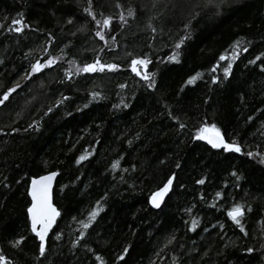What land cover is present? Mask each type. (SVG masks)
<instances>
[{"label":"trees","instance_id":"trees-1","mask_svg":"<svg viewBox=\"0 0 264 264\" xmlns=\"http://www.w3.org/2000/svg\"><path fill=\"white\" fill-rule=\"evenodd\" d=\"M120 2L140 11L127 26L118 27L114 20L111 34L117 44L109 51L95 38L94 23H88L87 35H68L74 25L61 32L68 14L74 13L78 24L85 22L76 0H0V23L5 27L22 13L27 24L41 30H26L19 42L15 34L0 30V59L4 60L0 95L16 82L22 85L0 108V129H21L0 136V147L5 148L0 152V179L7 176L12 184L11 191L0 188V248L14 264H99L95 255L106 264H117L116 257L128 244L132 248L127 264H264V253L249 255L245 251L264 242V165L191 139L202 121H207L217 124L226 138L235 139L245 151L264 153V72L259 61L248 64L264 53V0H239L222 16H204L181 49L174 44L183 35L185 13L173 11L168 6L171 0H160L156 8L152 7L154 0ZM115 4L116 0H95L96 10L102 9L105 15L118 11ZM150 23L157 32L151 31ZM48 32L61 47L71 41L63 53L55 45L50 49L65 59L54 70L26 82L23 75L29 62L25 53L39 49ZM236 41L249 51L241 52L232 75L224 79L223 67L228 61L218 58L230 56ZM127 52L147 54L153 61L149 71L156 73L155 91L130 71L132 57ZM174 52L180 53L179 63L168 60ZM97 56L104 63H117L120 71L67 81L66 73L73 67L69 61L82 65ZM31 59L47 57L38 52ZM217 64L220 68L211 72ZM197 73L202 77L187 85ZM213 76L220 77L221 83H211ZM120 84L128 87L121 89ZM92 91L100 92L101 98L92 100ZM60 93L72 99L43 116ZM85 103L87 108H83ZM165 104L188 124L183 134L178 135L174 122L162 115ZM14 119L19 122L13 123ZM36 120L42 121L39 131H23ZM81 155H89V159L77 164ZM117 161L120 167L113 169ZM125 168L129 171H123ZM51 171L60 172L54 202L61 216L49 237L47 259L38 260V241L26 217L30 202L26 190L31 177ZM232 172L242 179L237 180ZM173 173L177 176L173 190L160 209L153 208L150 196ZM199 179L205 183L197 184ZM98 201L104 210L84 230L81 246L73 248L82 230L80 222L88 221ZM236 203L253 208L244 219L247 237L227 216ZM193 220L198 222L195 232L191 231ZM21 236L27 237L24 244L13 248L10 241ZM172 236L175 240L168 244Z\"/></svg>","mask_w":264,"mask_h":264},{"label":"snow or ice","instance_id":"snow-or-ice-1","mask_svg":"<svg viewBox=\"0 0 264 264\" xmlns=\"http://www.w3.org/2000/svg\"><path fill=\"white\" fill-rule=\"evenodd\" d=\"M160 0H154L152 3V7L156 8L159 4ZM239 0H171L170 6L173 11L183 12L185 13V19L183 21V28L181 29L183 35L179 39L178 42L174 44L176 49H181L184 47L185 42L191 39V33L195 30V25L202 19L204 16H222L226 8H231L233 3H237ZM76 3L81 6V17L85 21L82 24H78L76 20L75 14H68L66 16L64 26L61 28V32L63 33L64 28L74 25L75 30H69L68 35L71 37H76L78 35H87L90 31L87 25L88 23H94L95 25V38H98L99 41H103L104 45L108 48L109 51L114 50V45L117 44L116 36L112 35L113 31V22L114 20L118 22V27L127 26L129 23V19H136L139 11L135 6H129L125 8L124 4L120 2V0H116L115 8L118 10L114 15H105L104 11L96 10L95 0H76ZM52 15H55V11L52 12ZM87 18H90L87 19ZM7 19V18H6ZM153 33L157 32V28L153 26L151 23L148 25ZM0 30H3L8 34H15L17 36V42H19V38H22L24 33L27 31L40 32L41 30L38 28H33L32 25L27 24L25 22V18L22 13L18 14V16L11 20L7 27H5V23H0ZM109 40L112 41L109 44ZM55 45L62 53L65 48H68L71 45V41L68 44H65L64 47L56 44V37L52 32L46 33V40L43 45L40 46L39 49H29L27 53H25V59L28 60L29 66L24 71L23 79L27 81H33L34 77H39V74L45 73L46 70L52 69L54 70L57 65H60L65 57L56 56L50 52L52 46ZM101 52L104 51V48L100 49ZM249 48L247 46H242L240 41H236L233 49L231 51V55L222 54L219 56V61H228L227 65L223 67V78L227 79L232 75L233 64L236 60L239 59L241 52H248ZM38 52H43L44 56L47 59H31L34 54ZM127 57H132L129 61L130 71L136 76L139 77L140 80L144 82V85L152 89L156 90V73L149 71V66L153 63V61L148 57L147 54L143 56H133L132 52L126 53ZM179 52H174L172 55L168 57L170 62L179 63ZM261 62L260 71L264 72V53H260L255 56L254 59H250L248 61L249 65H257V62ZM69 63L73 66L71 67L67 73V81H72L73 77H80L82 75H93L96 73H105V72H119L120 65L117 63H104L102 59L97 56L91 63H83L78 64L76 61H69ZM0 64H4V60L0 59ZM220 65L217 64L211 69V72L216 73ZM202 74L197 73L195 76L190 77L187 81V85H192L196 82L197 79L201 78ZM60 83H65V80H60ZM211 83L219 84L221 83V78L217 76H213L211 79ZM43 87V85H41ZM119 87L121 89H125L128 87L127 84H120ZM22 88V85L19 82H16L13 86L7 88L6 91L2 92L0 95V108H3L7 105L10 99L14 94L18 93V90ZM183 91V88L181 89ZM92 100H97L101 98V93L98 91H92L90 93ZM72 98L68 95H64L60 93V98L55 100L53 104L49 105L43 112V116H48L54 112L55 109L61 108L65 105L67 101H70ZM89 105L85 103L83 108H87ZM125 107L128 105L125 104ZM83 108H78L77 110H83ZM164 113L162 115H166L170 120L174 122L177 134H183L186 129H188V124L181 120L180 116L176 114L167 104L164 105ZM181 111V110H177ZM70 114V113H69ZM17 117L22 118L21 113H17ZM253 117H248V120L251 121ZM19 119H14L13 123H18ZM41 120H36L32 123H29L27 127L23 129L24 132H28L29 130L35 132L40 130ZM21 131L20 128L12 127L10 132H5L3 129H0V136H9L14 135L15 133H19ZM138 138V137H137ZM191 139L196 141H203L207 145H209L212 149L223 151L226 153H237L241 155H245L249 158L256 159L258 163L264 165V153L261 152H252L245 151L241 144L237 142L235 139L226 138L225 133L221 130L220 127L215 123H208L207 121H202L201 126L196 130L194 135H191ZM132 142L129 141V144ZM4 147H0V152L4 151ZM89 159V155H81L76 161L77 164L82 163L83 161ZM164 163V161H161ZM19 167V165H17ZM120 167V162L117 161L112 165L113 169H117ZM181 165L179 163L176 164V168H180ZM123 171L127 172L129 169L125 168ZM132 171H136L135 167L132 168ZM2 175V174H0ZM60 175L59 171H51L46 175H40L37 177H31L30 183L28 184L26 195L30 197L29 205L26 207V217L30 222V231L33 234L34 238L38 241L37 244V259L40 258L47 259L50 248H49V234L53 231L54 226L57 223V218L61 216V212L58 210L56 205L53 203V187L54 182L57 177ZM232 175L237 178V180L242 179L239 173L232 172ZM123 180V177H121ZM177 180V176L175 173L171 174L162 187H159L156 191L152 193L149 198V203L155 209H160L162 204L165 201V197L173 190L174 182ZM16 183H20V181H16ZM197 184H204V179H199L196 181ZM0 188L11 191L12 184L9 182L7 176H3L0 179ZM217 197H221L222 193L218 192ZM106 199V197H105ZM3 205H0L2 207ZM215 207V205H213ZM103 206L101 202H97L95 209L92 210L88 214V221L80 223L82 224V230L80 235L77 237L75 242L72 244L73 248H77L81 246V241L85 240L87 230L92 227L93 222L96 221L97 217L103 211ZM253 211V208L248 205L242 203H236L232 206L231 210L227 212L228 218L240 229V232L243 233L245 237L249 235L248 231L244 226V219L247 213ZM264 225V222H262ZM198 227V222L193 220L191 222V231L195 232ZM27 237L21 236L18 239H14L10 241V244L13 248L19 249L25 242ZM56 239H61V236L57 235ZM175 240V236H172L168 240V244L173 243ZM228 245H225L227 247ZM132 248L131 244L126 245L120 254L116 257L117 264L123 262V264H127V258L129 257L130 250ZM87 251L93 252V249L88 248ZM245 251L252 255L257 251L264 253V242L260 243L259 248L247 247ZM179 259V258H176ZM95 260L99 261V264H106V261L100 256L95 255ZM0 264H14V262L4 254L3 248H0ZM175 264V261H174Z\"/></svg>","mask_w":264,"mask_h":264},{"label":"water","instance_id":"water-1","mask_svg":"<svg viewBox=\"0 0 264 264\" xmlns=\"http://www.w3.org/2000/svg\"><path fill=\"white\" fill-rule=\"evenodd\" d=\"M49 173V172H48ZM48 173H45V174H43V175H46V174H48ZM59 177V176H58ZM58 177H57V179H58ZM57 179H56V181L54 182V187H53V203L55 204V202H54V191H55V187H56V184H57ZM165 199H166V197H165ZM56 205V204H55ZM57 207V206H56ZM58 208V207H57ZM59 210V209H58ZM60 211V210H59ZM59 218L60 217H58L57 218V222H58V220H59ZM57 224V223H56ZM56 226V225H55ZM55 226H54V228H55ZM54 228H53V230H54ZM52 233V232H51ZM51 233L49 234V237H50V235H51Z\"/></svg>","mask_w":264,"mask_h":264}]
</instances>
